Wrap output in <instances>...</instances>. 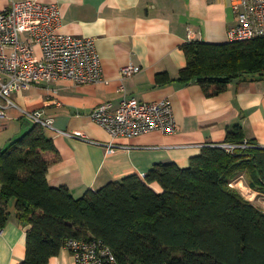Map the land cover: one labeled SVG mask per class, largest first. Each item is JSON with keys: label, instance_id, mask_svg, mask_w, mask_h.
<instances>
[{"label": "crops", "instance_id": "0c3cea01", "mask_svg": "<svg viewBox=\"0 0 264 264\" xmlns=\"http://www.w3.org/2000/svg\"><path fill=\"white\" fill-rule=\"evenodd\" d=\"M18 1L23 0H0V9ZM38 1L58 5L60 32L94 38L108 80L78 84L59 78L21 89L0 117V150L35 124L24 110H42L45 117L54 119L53 128L43 126L56 147L43 153L49 161L50 185L67 186L81 197L129 175L143 177L157 163L185 167L204 145L224 142L228 130L237 125L245 139L264 147V77L233 81L216 95H208L197 81L177 79L187 64L185 44L229 41V31L239 22L233 0ZM129 64L139 65L141 71L120 79L121 68ZM159 74L171 81L162 82ZM0 77L5 76L0 73ZM124 95L145 102L169 98L177 131L113 137L92 112L106 102L116 109ZM154 187L162 190L158 184ZM9 210L8 222L0 228V264H22L27 257V227L18 217L14 200ZM47 264L76 261L64 246Z\"/></svg>", "mask_w": 264, "mask_h": 264}, {"label": "trees", "instance_id": "16d2710c", "mask_svg": "<svg viewBox=\"0 0 264 264\" xmlns=\"http://www.w3.org/2000/svg\"><path fill=\"white\" fill-rule=\"evenodd\" d=\"M184 47L187 64L177 79L199 82L208 95L235 79L264 77V38ZM159 80L171 81L160 74ZM244 140L237 125L225 141ZM248 142L233 152L204 145L185 167L157 163L144 177L129 175L75 197L67 186L50 185L43 153L56 147L35 123L0 150V228L14 200L22 224L30 225L22 264H47L69 239L103 241L118 264H264V210L234 186L244 178L264 192V147Z\"/></svg>", "mask_w": 264, "mask_h": 264}, {"label": "built area", "instance_id": "2783aa9c", "mask_svg": "<svg viewBox=\"0 0 264 264\" xmlns=\"http://www.w3.org/2000/svg\"><path fill=\"white\" fill-rule=\"evenodd\" d=\"M233 7L239 22L229 31V41L264 38V0H233ZM60 25L56 3L23 0L0 9V73L5 76L0 77V117L4 116L8 105L13 104V94L21 89L59 78L78 84L108 81L94 38L62 33ZM140 71L139 65H126L120 70V79ZM121 90L125 92L123 85ZM111 106L110 102L97 106L92 116L115 138H132L151 131L174 133L178 129L169 98L145 102L124 95L116 109ZM24 114L44 127H54V119L45 117L42 110H24ZM66 133L86 138L76 131ZM215 145L233 152L250 143L245 139ZM109 146L115 145L110 143ZM109 151L112 152L113 147ZM235 185L245 194L251 193L243 180ZM65 247L72 251L76 264H118L111 247L98 239H69Z\"/></svg>", "mask_w": 264, "mask_h": 264}, {"label": "rangeland", "instance_id": "374dc122", "mask_svg": "<svg viewBox=\"0 0 264 264\" xmlns=\"http://www.w3.org/2000/svg\"><path fill=\"white\" fill-rule=\"evenodd\" d=\"M242 179L244 180L243 183L246 184V180L244 178H241L239 180L241 181ZM234 186L238 188V186L235 185V182H234ZM249 188L251 189V193H247V194H245L242 189L239 188L238 189L241 190L245 199L251 201L255 206H257L261 210H264V192L256 191L250 186Z\"/></svg>", "mask_w": 264, "mask_h": 264}, {"label": "water", "instance_id": "95a60500", "mask_svg": "<svg viewBox=\"0 0 264 264\" xmlns=\"http://www.w3.org/2000/svg\"><path fill=\"white\" fill-rule=\"evenodd\" d=\"M238 80H239V79H235L234 81H238ZM29 228H30V225L27 226V229H29Z\"/></svg>", "mask_w": 264, "mask_h": 264}]
</instances>
